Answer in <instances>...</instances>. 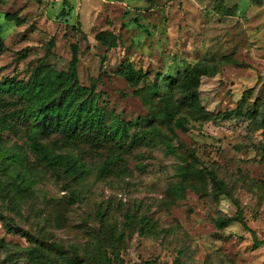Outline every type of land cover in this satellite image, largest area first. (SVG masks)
Here are the masks:
<instances>
[{
  "label": "rangeland",
  "instance_id": "374dc122",
  "mask_svg": "<svg viewBox=\"0 0 264 264\" xmlns=\"http://www.w3.org/2000/svg\"><path fill=\"white\" fill-rule=\"evenodd\" d=\"M72 67L53 84L75 82L103 128L40 135L77 174L45 166L25 126L2 132L0 211L35 236L0 218V264H34L32 247L57 264H264L248 229L215 225L239 210L264 241V0H0V113L31 104L33 72Z\"/></svg>",
  "mask_w": 264,
  "mask_h": 264
},
{
  "label": "trees",
  "instance_id": "16d2710c",
  "mask_svg": "<svg viewBox=\"0 0 264 264\" xmlns=\"http://www.w3.org/2000/svg\"><path fill=\"white\" fill-rule=\"evenodd\" d=\"M61 12L63 13V11ZM72 75H74L73 67L71 73L53 72V77L50 71L41 76L38 72H33L29 81L31 92L27 91L24 94L31 104L23 108L14 109L8 114L0 113V138L3 131L16 129L18 127L17 123L23 125L25 126V135L28 145L45 166L53 170L62 169L70 174H77L83 167L82 163L78 162L72 155L55 152L40 139V135L44 136L52 130L61 129V131L67 134H73L78 127H80L81 130L93 127L97 131L103 128L101 126L102 112L97 108L91 110V105H88L85 101L77 102L78 93L75 92V82H71L66 87L57 91L59 86L53 84L56 81L54 77H61L58 83H63L68 82ZM72 78H74V76ZM78 89L82 90L83 88L78 87ZM192 94V91H186L184 95L186 97H191ZM234 112L240 114V108L238 107ZM81 118H83V122L79 125V120ZM256 120H259V126L264 130V111ZM12 121H15V123ZM112 135L119 138L121 131L116 128L112 132ZM112 164L113 161L105 160L100 166L99 172L101 174L108 172ZM211 176L215 179L213 173H211ZM15 177L19 181L14 183L13 186L16 189H20L21 183L25 182L27 179L26 171L16 172ZM0 218L4 219V227L7 231L23 236H35L29 229L14 223L10 218H6L1 211ZM125 218L129 220L132 217L126 215ZM234 221L240 223L243 228L248 229L252 233L255 246L264 244L263 240L255 239L254 232L250 229L239 210H237L234 215L217 217L215 219V225L217 227H223ZM50 245L54 248L63 249L55 242H50ZM25 254L26 258L34 264H57L36 247L26 249Z\"/></svg>",
  "mask_w": 264,
  "mask_h": 264
}]
</instances>
